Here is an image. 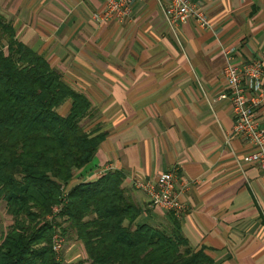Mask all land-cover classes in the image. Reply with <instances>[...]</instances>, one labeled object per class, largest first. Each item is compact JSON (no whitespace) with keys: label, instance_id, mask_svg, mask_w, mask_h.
I'll return each mask as SVG.
<instances>
[{"label":"crops","instance_id":"crops-1","mask_svg":"<svg viewBox=\"0 0 264 264\" xmlns=\"http://www.w3.org/2000/svg\"><path fill=\"white\" fill-rule=\"evenodd\" d=\"M190 1L210 28H169L165 0L136 1L123 21L101 24L90 20L101 0H0V19L85 95L94 118L84 128L104 134L91 171L70 184L118 170L138 220L169 229V213L149 207L135 183L174 168L189 182L176 218L189 247L217 264H264V173L245 160L251 146L230 132L229 100L219 97L226 56L264 65V0ZM254 117L264 129V102Z\"/></svg>","mask_w":264,"mask_h":264},{"label":"trees","instance_id":"trees-1","mask_svg":"<svg viewBox=\"0 0 264 264\" xmlns=\"http://www.w3.org/2000/svg\"><path fill=\"white\" fill-rule=\"evenodd\" d=\"M65 100L61 115L56 109ZM91 111L85 95L0 19V199L11 217L0 264H67L51 249L54 225L62 237L71 230L88 264H217L189 247L170 213L169 229L139 221L141 209L121 188L120 171L69 184L91 171L104 136L81 124ZM62 188L65 202L49 221Z\"/></svg>","mask_w":264,"mask_h":264},{"label":"built area","instance_id":"built-area-1","mask_svg":"<svg viewBox=\"0 0 264 264\" xmlns=\"http://www.w3.org/2000/svg\"><path fill=\"white\" fill-rule=\"evenodd\" d=\"M140 0H101L100 6L90 14V20L101 24L107 21L121 22L129 16L133 3ZM162 14L169 28L192 20L199 29L210 28L208 20L190 0H165ZM222 75L226 83V93L219 97L227 98L232 114L230 132L240 136L249 143L251 149L245 154V160L256 164L264 173V129L257 126L254 111L264 102V65L258 58H248L240 63H233L226 56L222 67ZM111 169L110 166L104 167ZM104 169H101V172ZM135 186L146 199L147 205L159 208L179 218L186 210L182 193L187 190L189 182L178 178L175 169H169L156 175L154 180L137 181ZM59 203L51 208L45 218L51 221L65 202V190L62 188ZM51 249L57 256L63 237L53 226Z\"/></svg>","mask_w":264,"mask_h":264},{"label":"rangeland","instance_id":"rangeland-1","mask_svg":"<svg viewBox=\"0 0 264 264\" xmlns=\"http://www.w3.org/2000/svg\"><path fill=\"white\" fill-rule=\"evenodd\" d=\"M62 104H60L56 109L58 113H61L63 111L61 107ZM65 107H67V105L64 106V109ZM68 107H69V103H68ZM68 107H67V110H68ZM93 118L94 117L91 118V115L89 117H85L81 120V124H83L84 126V123L88 124V122H90V120H93ZM89 127H90L89 128L90 130L94 128L91 124ZM101 174L102 172L98 170V171H95L94 176L96 175L98 177ZM57 220L60 221L59 218ZM10 222H11V217L10 215L6 213L4 202L0 199V239H1L2 234L5 232L7 226L10 224ZM65 225L66 223L62 222V227H64ZM54 227L56 226L54 225ZM61 243H62L61 247L57 251L56 257L59 258L62 262L67 263V264H88V261L85 259V254L82 249V245L77 240H75L74 234L71 232L70 229H67V233L66 235H64Z\"/></svg>","mask_w":264,"mask_h":264}]
</instances>
